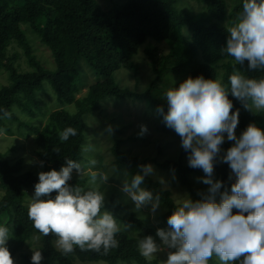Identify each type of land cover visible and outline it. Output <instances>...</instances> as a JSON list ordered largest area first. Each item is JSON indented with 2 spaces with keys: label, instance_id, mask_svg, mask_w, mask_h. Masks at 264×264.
Masks as SVG:
<instances>
[{
  "label": "trees",
  "instance_id": "16d2710c",
  "mask_svg": "<svg viewBox=\"0 0 264 264\" xmlns=\"http://www.w3.org/2000/svg\"><path fill=\"white\" fill-rule=\"evenodd\" d=\"M181 1L108 0L104 7L99 0H0V71L7 75L6 83L0 82V131L13 135L16 124L20 133L31 140L43 162L42 171L59 170L66 158L78 161L83 169H106L102 155L106 146L110 157H114L115 168L125 178L140 172L141 165L151 164L157 175L145 177L141 187L160 195V208L164 210L161 228L167 227V218L174 210L176 191L185 190L193 200L199 199L198 193L203 192L199 181L204 176L202 170L188 166L182 147L171 151V142L160 139L169 134L181 142L157 112L158 107L167 111L164 91L178 87L189 76L200 75L221 80L228 87L234 68L250 78L264 75L249 70L247 61L236 65L221 51L229 35L227 28L242 12V0H197L199 13L182 8ZM28 31L51 52L53 67L35 52ZM142 53L151 66L145 83L139 77L142 62L138 57ZM24 60L26 67L22 65ZM120 71L134 78L136 84L123 85ZM170 73L185 76L170 79ZM90 76L94 81H88ZM85 88L87 93L79 96ZM229 99L233 111L240 112L237 136L250 123L264 129V111H247L231 95ZM140 108L154 120L149 130L160 135L155 142L156 154L144 158L126 149L130 141L148 140L147 133L138 135L139 125L134 126L129 119V110ZM67 127L77 134L61 142L60 133ZM231 144L226 141L222 148ZM230 174L227 164H215L213 178L229 188L234 182V178L229 180ZM90 180L88 172L72 176L68 183L85 189ZM37 182L38 174L25 169L23 158L12 162L0 151V225L9 229L7 247L14 261L20 259L18 264H32V249L42 251L41 264H75V259L109 264L120 260L137 264L164 261L143 257L138 249L142 238L127 230L117 234L118 245L107 252L103 248L75 247L62 254L55 246V236H43L28 218L27 197ZM111 200L105 202V208L117 219L133 224L142 235H151L161 243L151 220L137 211L125 212L130 205L123 204L118 192L111 193ZM209 264L220 263L213 257Z\"/></svg>",
  "mask_w": 264,
  "mask_h": 264
},
{
  "label": "clouds",
  "instance_id": "9594fccd",
  "mask_svg": "<svg viewBox=\"0 0 264 264\" xmlns=\"http://www.w3.org/2000/svg\"><path fill=\"white\" fill-rule=\"evenodd\" d=\"M227 32L222 53L236 65L247 61L249 70L264 73V0H242V12ZM229 95L247 111H264V75L250 78L234 68L228 87L221 80L200 75L189 76L178 87L164 91L167 111L158 107L157 112L166 127L181 137L188 166L203 171L200 182L208 187L198 193L197 200L183 196L176 201L167 227L156 230L160 244L151 235L139 239L143 257L152 258L168 249L162 264H209L213 257L220 264H264V129L250 123L237 136L240 112L233 111ZM107 130L111 133V126ZM147 131V126L141 125L138 135ZM76 134L74 128L67 127L59 139L64 142ZM226 141L232 144L223 149ZM217 162L230 168L229 180L234 178L230 188L213 178ZM140 169L125 178L120 191L134 203V211L147 206L154 217L160 195L141 187L154 168L147 164ZM74 170L82 175L81 164L66 158L59 170L38 173L28 218L40 234L55 236V246L62 254L75 247L107 252L118 245L120 224L106 210L104 192L68 183ZM97 178L93 172L92 182ZM99 179L106 183L109 176L102 174ZM9 238L8 227L0 225V264H14L7 247ZM42 259V251L32 249V264H41Z\"/></svg>",
  "mask_w": 264,
  "mask_h": 264
},
{
  "label": "rangeland",
  "instance_id": "374dc122",
  "mask_svg": "<svg viewBox=\"0 0 264 264\" xmlns=\"http://www.w3.org/2000/svg\"><path fill=\"white\" fill-rule=\"evenodd\" d=\"M99 3L104 6L107 7L109 2L108 0H99ZM181 7L186 9L189 12L192 13H199V11H201L199 3L197 0H182L181 1ZM197 10V11H195ZM27 27V26H25ZM29 33L31 31H28ZM32 33H30V38L32 40V43L35 46V52L38 54V56L40 57V59H42L47 66L49 67H53V57L51 56V52L45 47L43 46V44H41L38 40V38L36 37V35H31ZM138 60L140 62H142V68H141V72L139 74V77L141 78L142 82L145 83L146 81H148L149 76L151 75V66L148 62V60H146L145 58V54L142 53L140 54V56L138 57ZM22 65L23 67H26V61H22ZM120 76L123 85L124 84H129V85H135L136 84V80L132 77H128V75L126 73H124V71H120ZM6 74L0 71V82H4L6 83ZM185 76L184 73H181V75L179 76H175L172 73H170L169 77L170 79L172 77L175 78H183ZM169 79V81H170ZM89 82L94 81L93 77L90 76V78H88ZM173 81V80H172ZM171 82V81H170ZM87 93V88L83 89L81 91V93L79 94V96H83ZM125 104V103H122ZM126 108V107H124ZM117 111L119 112V110L117 109ZM130 112V116L129 119L132 121L131 123H134V126L139 125L138 129L140 128L141 125H147V129L148 131L146 132L148 134V140L147 141H142V140H138V141H130L128 143V147H126L127 150L131 151L132 155H137L140 158H144L150 155H154L157 152V148L155 146V142L157 140H159L158 138L160 137V135L153 133L152 130H149L152 125L155 124H151V122H154V120H152L151 116L148 113H145V110L140 108V109H135V111L133 109L129 110ZM100 115H102V112L100 113ZM139 117L142 119L140 120ZM140 122H145L140 123ZM128 120V121H130ZM135 121V122H133ZM108 122V121H107ZM15 123V122H14ZM109 123V122H108ZM15 130L16 132H13L14 134H8L4 131H0V151H2L3 153H6V157L10 160V161H17L21 158L24 159L25 161V169L26 170H34L36 171V173L38 174L39 172H41L43 170L42 168V164L43 162L41 161V159L35 154L34 150L35 148L33 147V144L31 143V140L28 138L26 139V137L20 133L19 129H17L16 124H15ZM14 130V131H15ZM155 139V140H154ZM163 141H168L171 142V147L169 148L171 151L175 148H180L181 147V142L177 139H175L173 136L168 134V138H163L161 136L160 138ZM15 146L14 149H12L11 147ZM94 147V146H92ZM91 148V147H90ZM104 150H106V152H102V155H104L105 157V167L106 169L102 168L101 169H95V168H85L83 169V165H82V175H79L75 172H73L72 176H83V175H87L88 172L90 173V175L95 172L97 173V180L93 183L92 180H90L89 183H87L85 189L89 188V187H95L97 190H100L102 188L101 192H104L105 194V202H112L111 200V193L112 192H118L120 194V197L123 199L122 202L123 204L126 205H130L129 209L127 208L125 212H129L131 213L132 211H134L135 205L134 203L120 191V188L122 186L123 181L125 180V176L120 174V171L117 170L115 168V165L113 163L114 157L111 158L110 157V151L108 150L107 146L106 148H104ZM8 151V152H7ZM113 159V160H112ZM84 164L87 165V162H84ZM89 165V164H88ZM39 170H38V169ZM36 169V170H35ZM125 172L127 171V169L124 170ZM107 175L109 176V179L106 183H103L100 179L99 176L100 175ZM156 174V170H154V173ZM130 178V177H128ZM169 185V183H167V186ZM199 185H201V187L199 188V190L206 192V189L208 186H206V189L204 188L203 183H201L199 181ZM175 191H176V187H175ZM34 195V191H30L29 192V196L27 197V201L28 203H30V199L31 197ZM183 196H190L191 194H189L187 191H176L175 197L176 200L180 199ZM47 197H42V199H46ZM106 210L110 211L109 209L106 208ZM164 210L161 209L159 207V209L157 210L155 216L153 217V214L150 212L149 207H144L142 208L138 213H140L142 216L148 218V220H151L152 223H154L157 228H161V215L163 214ZM118 223L120 224L121 227V231L122 230H127L133 234H138V236H140L141 238H144L145 236L142 235L139 231V229H137L133 224L128 223V222H121L119 219H117ZM37 239V243L39 242L38 237ZM169 250L168 249H164V251H161L160 253H158L156 256H153L152 258H160L161 260H166L167 259V252ZM20 261L15 259L14 264H18V262ZM43 261V260H42ZM41 261V263H42ZM219 261V260H218ZM220 263V262H219ZM75 264H109L106 261H81L76 259ZM118 264H137L135 261H118Z\"/></svg>",
  "mask_w": 264,
  "mask_h": 264
}]
</instances>
